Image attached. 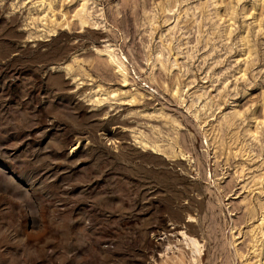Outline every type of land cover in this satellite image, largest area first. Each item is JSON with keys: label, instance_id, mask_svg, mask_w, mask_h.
Returning a JSON list of instances; mask_svg holds the SVG:
<instances>
[{"label": "rangeland", "instance_id": "374dc122", "mask_svg": "<svg viewBox=\"0 0 264 264\" xmlns=\"http://www.w3.org/2000/svg\"><path fill=\"white\" fill-rule=\"evenodd\" d=\"M0 264H264V0H0Z\"/></svg>", "mask_w": 264, "mask_h": 264}, {"label": "bare ground", "instance_id": "6f19581e", "mask_svg": "<svg viewBox=\"0 0 264 264\" xmlns=\"http://www.w3.org/2000/svg\"><path fill=\"white\" fill-rule=\"evenodd\" d=\"M118 67L120 70H124V64L122 61L118 63ZM172 232L177 233L179 236L181 235V241H185L186 245L191 249L192 251V258L193 261L197 260L198 261V256L201 253V243L199 240V237L197 238L195 232L196 229L194 230V224L192 222L187 223V229L186 230H179L177 227H172L171 229ZM201 256V255H200Z\"/></svg>", "mask_w": 264, "mask_h": 264}]
</instances>
